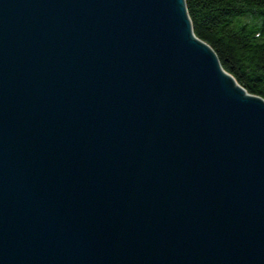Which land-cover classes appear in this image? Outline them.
Listing matches in <instances>:
<instances>
[{
  "label": "water",
  "instance_id": "95a60500",
  "mask_svg": "<svg viewBox=\"0 0 264 264\" xmlns=\"http://www.w3.org/2000/svg\"><path fill=\"white\" fill-rule=\"evenodd\" d=\"M0 264H264V99L185 0H0Z\"/></svg>",
  "mask_w": 264,
  "mask_h": 264
},
{
  "label": "trees",
  "instance_id": "16d2710c",
  "mask_svg": "<svg viewBox=\"0 0 264 264\" xmlns=\"http://www.w3.org/2000/svg\"><path fill=\"white\" fill-rule=\"evenodd\" d=\"M193 33L249 94L264 99V0H185Z\"/></svg>",
  "mask_w": 264,
  "mask_h": 264
}]
</instances>
